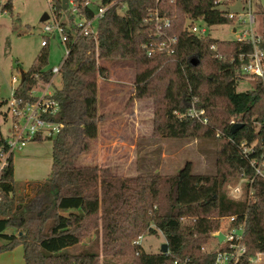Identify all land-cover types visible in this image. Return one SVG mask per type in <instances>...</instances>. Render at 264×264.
Instances as JSON below:
<instances>
[{
    "label": "trees",
    "instance_id": "trees-1",
    "mask_svg": "<svg viewBox=\"0 0 264 264\" xmlns=\"http://www.w3.org/2000/svg\"><path fill=\"white\" fill-rule=\"evenodd\" d=\"M75 1L81 7L87 0ZM215 1L158 2L171 16L167 33L178 38L172 54L148 56L143 48L155 36V24L147 16L157 0H125L124 9L115 5L100 19L97 40L80 36L69 43L70 52L60 69L61 87L54 94L60 111L50 117L63 125L50 138L52 172L33 187L32 195L17 197L14 157L9 158L0 179V253L22 245L24 264H174L177 259L213 264L215 254L205 253L201 247L219 229L221 217L248 209L246 253L240 264H250L264 238V179L255 178L256 198L250 205L232 198L226 186L242 175H254L239 145L264 134V86L254 79L251 89L237 90L238 83L249 78L243 74L238 56L253 51L250 40H220L190 31L189 24L198 19L209 25L236 21ZM51 3L66 33L73 37L76 15L63 8V0ZM2 6L3 11L12 12L13 0ZM85 10L87 15L93 14L92 9ZM49 44L16 87L17 98L33 100L31 90L51 79L52 69H46ZM261 44L264 47V35ZM114 60L134 62L132 97L153 101L155 138L215 141L214 174L193 173L191 162L171 175L134 177H114L108 168L76 165L98 137L99 78H110L109 69L100 61ZM194 106L205 110L203 117L210 118L209 124L188 115ZM233 117L236 124H230ZM4 141L0 125V144ZM157 230L167 240V252L149 253L133 243L141 233ZM93 233L94 237L86 239Z\"/></svg>",
    "mask_w": 264,
    "mask_h": 264
},
{
    "label": "rangeland",
    "instance_id": "rangeland-1",
    "mask_svg": "<svg viewBox=\"0 0 264 264\" xmlns=\"http://www.w3.org/2000/svg\"><path fill=\"white\" fill-rule=\"evenodd\" d=\"M94 1V0H93ZM4 1L0 2V125L5 137L10 135L11 117L6 100L12 96V89L34 64L44 48L45 14L54 17L50 0H13V10L3 11ZM237 15L232 24L209 25L198 19L195 24L206 28L205 35L220 40H235L243 30L264 34V0H230L224 6ZM251 15L254 23L250 22ZM50 18V17H49ZM237 28L238 33L234 32ZM49 58L46 69L59 65L66 57V47L60 38L53 34L49 40ZM100 65L110 71L109 80L99 78V131L89 153L76 162L78 166H98L108 168L114 177H134L140 174L171 175L178 173L191 162L193 173L214 174L216 172V145L211 138L182 139L155 138L153 136L154 106L150 99L135 100L134 84L136 69L133 61H100ZM17 78V82L13 78ZM254 79L249 77L238 83L237 90L251 89ZM47 84L41 82L36 89L41 93ZM61 87L57 77L52 89ZM14 178L16 196H30L34 186L47 180L52 172L53 144L50 138L32 141L21 152L14 155ZM228 190V185L226 186ZM222 220H220L221 224ZM151 226L155 227L154 224ZM8 232H11L9 229ZM94 233L88 238L94 237ZM144 251L158 253L167 243L164 234L141 233ZM138 239V237H137ZM0 242H2L0 240ZM208 244L216 243L211 237ZM10 260L5 264H24L23 246L13 249Z\"/></svg>",
    "mask_w": 264,
    "mask_h": 264
},
{
    "label": "built area",
    "instance_id": "built-area-1",
    "mask_svg": "<svg viewBox=\"0 0 264 264\" xmlns=\"http://www.w3.org/2000/svg\"><path fill=\"white\" fill-rule=\"evenodd\" d=\"M6 2L7 0H0ZM51 1V0H50ZM157 5L150 8L148 11L147 20L155 24V36H152L149 41L143 44L148 56L156 53L175 52V46L178 41L177 36H171L166 29L172 25L171 16L166 8ZM230 0H216L215 4L219 8H225ZM120 4L122 9L126 7L125 0H112L108 4L103 3V0H87L81 7L75 0H69L68 9L76 15L73 27L76 33L70 37L66 33V27L62 24V19L54 15L49 16V20L44 26V38L41 42L42 46L49 43L53 34H56L61 42L66 47V56L70 52L69 43L75 42L80 36H90L98 39V24L100 19L105 15L108 9ZM92 9L93 14L87 15L85 8ZM230 18H237L234 12H229ZM254 16L251 15L250 22L254 23ZM189 24V29L200 37H206V28H199L195 21ZM234 32L238 33L237 28ZM264 35V34H263ZM263 35L255 34L252 30H243L238 34V41L250 40L253 44V51L249 54H240L238 56L241 63L243 74L248 75L253 79H260L264 86V47L262 46ZM212 49H216V45H212ZM66 58V57H65ZM64 58V59H65ZM52 68V77L47 84V87L37 93L36 89L31 90L33 96L31 101H23L15 95L16 87L12 89V96L7 100L8 112L11 117L10 135L5 137L4 143L0 144V179L9 164V158L17 152H21L30 142L38 141L37 139H46L55 137L62 128V123L52 120L50 117L59 113L60 104L54 98L55 89L51 88L54 85L57 77L60 76V69L64 62ZM38 77V74L35 75ZM17 82V78H13ZM204 109L192 107L188 115L200 118L203 123L209 124L210 118L203 115ZM237 119L232 118L230 124H236ZM257 130L261 129V125L257 123ZM240 150L242 154L249 160L250 166L254 170V175H242L236 181L228 184V194L234 199L246 200L248 205L256 198V190L254 180L256 177L264 179V134L253 139L241 141ZM1 193V189H0ZM1 199V198H0ZM248 209L243 213H237L221 217V224L218 230L212 233V237L216 240L214 244H204L201 249L205 253L215 254L216 258L213 264H240L242 256L246 253V245L244 243V233L247 226ZM223 234V239L219 235ZM142 236H138L133 243L140 245ZM174 264H189L188 259H177ZM250 264H264V238L262 239V249L256 252L251 257Z\"/></svg>",
    "mask_w": 264,
    "mask_h": 264
},
{
    "label": "water",
    "instance_id": "water-1",
    "mask_svg": "<svg viewBox=\"0 0 264 264\" xmlns=\"http://www.w3.org/2000/svg\"><path fill=\"white\" fill-rule=\"evenodd\" d=\"M68 6H69V0H63V8H64V9H68ZM48 18H49V15H48V14H45V15L42 17V21H45V20H47ZM22 76H23V78H24L25 73L22 74ZM23 78H22V80H23ZM223 236H224V235L221 234V235H219V238H220V239H223ZM168 249H169L168 243H164V244L162 245V252H167Z\"/></svg>",
    "mask_w": 264,
    "mask_h": 264
},
{
    "label": "crops",
    "instance_id": "crops-1",
    "mask_svg": "<svg viewBox=\"0 0 264 264\" xmlns=\"http://www.w3.org/2000/svg\"><path fill=\"white\" fill-rule=\"evenodd\" d=\"M14 172H15V171H14ZM12 251H13V250L0 253V264H5V263H7V259H8V260L11 259L12 254H13ZM23 259H24V253H23Z\"/></svg>",
    "mask_w": 264,
    "mask_h": 264
}]
</instances>
